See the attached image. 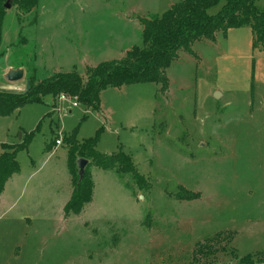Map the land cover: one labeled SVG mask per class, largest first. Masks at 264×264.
<instances>
[{"label":"rangeland","instance_id":"obj_1","mask_svg":"<svg viewBox=\"0 0 264 264\" xmlns=\"http://www.w3.org/2000/svg\"><path fill=\"white\" fill-rule=\"evenodd\" d=\"M181 1L39 0L29 12L14 4L2 22L0 85L10 67L25 69L13 83L20 92L62 72L86 83L90 68L143 47L142 18ZM256 5L264 11V0ZM253 37L246 25L179 50L165 93L155 82L108 88L110 119L61 101L64 92L0 117V149L34 132L0 202V264H249L248 255L260 264L264 49ZM100 129L96 149L129 154L142 178L90 165L92 201L66 216L65 138L77 131L83 143ZM190 194L199 198H179Z\"/></svg>","mask_w":264,"mask_h":264},{"label":"trees","instance_id":"obj_2","mask_svg":"<svg viewBox=\"0 0 264 264\" xmlns=\"http://www.w3.org/2000/svg\"><path fill=\"white\" fill-rule=\"evenodd\" d=\"M6 2L7 0H0V35ZM38 2L39 0H13V5L17 4L22 10L29 12L36 8ZM256 2L257 0H184L162 15L142 18L143 47L134 46L124 58L104 61L95 68H90L86 83L77 71H71L52 75L37 84L32 83L24 92L0 91V117L10 116L30 103H43L45 97L57 96L63 92L76 96L80 104L98 112L100 93L107 88L155 82L161 85L160 90L165 93L169 89L166 69L176 59L179 50L184 49L191 53V46L195 41H215L218 32L226 35L231 28L250 26L254 35L253 46L264 49V11L257 7ZM215 8L217 11L212 12ZM101 132L102 129L95 137L83 143L76 140L77 131L65 138L70 148L68 168L73 180V192L64 207L66 216L80 214L92 201L94 181L87 170L90 165L113 170L118 174L131 173L136 180L142 178L129 154L124 151L105 154L96 149ZM33 136L34 132L26 133L20 143L1 145L3 152L0 155V195L6 182L14 174L20 173L17 154L28 148ZM79 158L89 160L83 179L79 176ZM179 198L191 201L198 199L199 194ZM242 260L252 263L249 255Z\"/></svg>","mask_w":264,"mask_h":264},{"label":"crops","instance_id":"obj_3","mask_svg":"<svg viewBox=\"0 0 264 264\" xmlns=\"http://www.w3.org/2000/svg\"><path fill=\"white\" fill-rule=\"evenodd\" d=\"M182 2V1H181ZM179 3V2H178ZM175 4H177V3H175ZM175 4H173V5H175ZM12 8H13V6H12ZM12 8L11 9H9L8 10V12H6V14H5V16L6 15H8V14H10V12L12 11ZM4 16V17H5ZM230 30V29H229ZM228 30V31H229ZM228 31H227V33H228ZM226 33V34H227ZM225 36V35H224ZM5 37H8L7 36V33L4 31V34H2L1 33V35H0V49H2V47H1V44H2V40L5 38ZM9 69H11V67L9 68ZM8 69V70H9ZM23 69V68H22ZM25 70V69H24ZM8 72V71H7ZM6 72V73H7ZM5 76H6V74H5ZM24 76H25V71H24ZM8 81V80H7ZM20 81V80H19ZM9 82L10 83H12L11 85L9 84ZM13 83H19L18 81H15V82H11V81H8L7 83H1V85H0V90H7V91H10V92H12V91H15V92H20L17 88L19 87V85L17 84V85H14ZM109 89H111V88H109ZM109 89L107 88V89H105V90H102V92L100 93V106H99V111H100V113L101 114H106L108 117H109V119L111 118L110 116H109V112H108V110H109V108H110V106L108 105V102H107V100L105 99V93L107 92V91H109ZM55 109V108H54ZM104 109H106V110H104ZM71 112V111H70ZM115 114H116V112H115ZM108 117H106L107 118V120H108ZM106 123V122H105ZM116 123V122H115ZM117 124H119V122H117ZM116 124V125H117ZM127 127V126H126ZM125 127V128H126ZM122 128H124V125H122ZM117 130H119V128L117 127V129H116V131L115 132H117ZM131 130V129H130ZM119 133V132H118ZM3 144V143H2ZM1 144V145H2ZM3 152V149H2V146H1V149H0V154ZM104 170V169H103ZM105 171H107V170H105ZM18 174H20V173H16V174H14L7 182H6V184H5V187H4V190H3V192L1 193V195H0V202L2 201V199L6 196V190H7V188H8V185H9V183L13 180V178L16 176V175H18ZM72 195V194H71ZM70 200V199H69ZM68 200V201H69ZM26 219H30V218H28V217H26ZM260 264H264V257H263V259L261 260V262H260Z\"/></svg>","mask_w":264,"mask_h":264},{"label":"water","instance_id":"obj_4","mask_svg":"<svg viewBox=\"0 0 264 264\" xmlns=\"http://www.w3.org/2000/svg\"><path fill=\"white\" fill-rule=\"evenodd\" d=\"M13 6V0H7V2L4 4V7L9 10ZM24 77V70L22 68H16V69H9L6 73L7 80L11 82L19 81ZM221 96L220 92H216L214 94L215 98H219ZM21 135V134H20ZM89 164V160L85 158H79L77 161L78 170H79V176L80 179H83L85 173H86V167Z\"/></svg>","mask_w":264,"mask_h":264},{"label":"built area","instance_id":"obj_5","mask_svg":"<svg viewBox=\"0 0 264 264\" xmlns=\"http://www.w3.org/2000/svg\"><path fill=\"white\" fill-rule=\"evenodd\" d=\"M60 100L64 102H69L72 105V107H77L79 105L78 98L76 96H69L67 94H62L60 96ZM56 144L57 145L62 144V140L57 139Z\"/></svg>","mask_w":264,"mask_h":264}]
</instances>
